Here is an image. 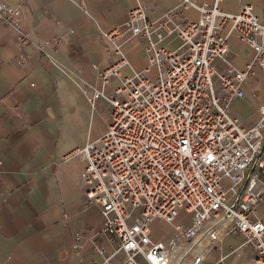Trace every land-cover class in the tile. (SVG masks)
<instances>
[{"label":"built area","instance_id":"1","mask_svg":"<svg viewBox=\"0 0 264 264\" xmlns=\"http://www.w3.org/2000/svg\"><path fill=\"white\" fill-rule=\"evenodd\" d=\"M228 1L177 0L155 19L139 5L101 33L111 62L98 74L102 86L83 81V93L92 106L108 103V121L75 153L84 161L85 202L100 209L99 235L111 250L94 242L101 258L80 256L77 231L73 264H224L230 253L247 255L240 264H264V100L247 126L230 110L247 80L261 73L264 82V0L259 14L241 0L226 8ZM3 26L22 48L51 59L58 38L34 41L8 0H0ZM232 35L250 49L241 67L227 56ZM171 37L179 40L173 49L165 45ZM132 39L146 43L141 70L123 50ZM112 77L119 84L106 92ZM181 212L187 217L176 221ZM156 220L168 225L166 238L153 237ZM227 237L239 241L223 252Z\"/></svg>","mask_w":264,"mask_h":264},{"label":"crops","instance_id":"2","mask_svg":"<svg viewBox=\"0 0 264 264\" xmlns=\"http://www.w3.org/2000/svg\"><path fill=\"white\" fill-rule=\"evenodd\" d=\"M241 1L261 12L262 0ZM8 2L18 8L20 24L34 41L58 38V42L50 47L52 57L47 59L22 48L15 30L0 28V264H73L78 259L73 247L77 231L79 255L100 259L93 243L100 242L108 251L111 244L99 235L100 209L85 202L84 161L75 151L104 133L109 105L99 99L92 106L83 93V81L102 86L98 74L111 62L102 48V32L124 23L136 6L155 19L177 0ZM224 6L233 8L236 1ZM187 14L198 16L193 8ZM178 44L177 37L165 41L172 49ZM123 50L132 68L146 66L144 41L129 40ZM21 53L27 55L24 62L19 60ZM249 53L236 36H230L227 56L235 66L241 67ZM124 74H129L127 66L121 69ZM118 84L119 78L112 77L104 90L110 92ZM263 84L261 73L247 80L246 95L231 105V113L246 126L255 121L264 100ZM151 227L154 238L168 236V230L156 233ZM230 241L239 239L227 237L223 252H228ZM246 257L230 253L224 264H240Z\"/></svg>","mask_w":264,"mask_h":264},{"label":"rangeland","instance_id":"3","mask_svg":"<svg viewBox=\"0 0 264 264\" xmlns=\"http://www.w3.org/2000/svg\"><path fill=\"white\" fill-rule=\"evenodd\" d=\"M263 87H264V84H263ZM256 91L259 92V90H256ZM186 217H187V214L184 213V212H181L180 215L177 217L176 221H182V220L185 219ZM151 226H154L153 228H154V230L156 231V233H161V232H163V231H165V230H168V225L161 223L159 220H156V224H155V225H152V224H151ZM230 242H231V241H230ZM236 244H237V243H235V241L229 243V245H233V246H235ZM245 251H246V249H244L243 252H245ZM235 257H237V256L235 255ZM229 258H230V257H229ZM228 261H230V259H229Z\"/></svg>","mask_w":264,"mask_h":264}]
</instances>
